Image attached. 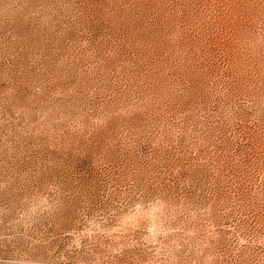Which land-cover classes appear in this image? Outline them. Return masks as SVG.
<instances>
[{
    "label": "rangeland",
    "instance_id": "rangeland-1",
    "mask_svg": "<svg viewBox=\"0 0 264 264\" xmlns=\"http://www.w3.org/2000/svg\"><path fill=\"white\" fill-rule=\"evenodd\" d=\"M0 264H264V0H0Z\"/></svg>",
    "mask_w": 264,
    "mask_h": 264
}]
</instances>
